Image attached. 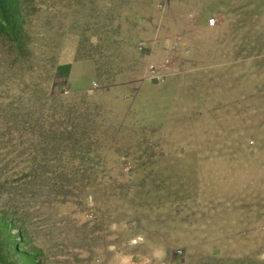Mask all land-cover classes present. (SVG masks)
I'll return each instance as SVG.
<instances>
[{
    "label": "rangeland",
    "instance_id": "obj_1",
    "mask_svg": "<svg viewBox=\"0 0 264 264\" xmlns=\"http://www.w3.org/2000/svg\"><path fill=\"white\" fill-rule=\"evenodd\" d=\"M21 9L0 37V208L24 252L264 264V0Z\"/></svg>",
    "mask_w": 264,
    "mask_h": 264
},
{
    "label": "trees",
    "instance_id": "obj_2",
    "mask_svg": "<svg viewBox=\"0 0 264 264\" xmlns=\"http://www.w3.org/2000/svg\"><path fill=\"white\" fill-rule=\"evenodd\" d=\"M22 23L21 0H0V37L10 43L16 41ZM68 128L70 126L64 129ZM70 133L73 131L70 130ZM16 211L10 210V206L6 210L0 208V264H39L29 253L24 252L19 231L13 233L17 227Z\"/></svg>",
    "mask_w": 264,
    "mask_h": 264
}]
</instances>
